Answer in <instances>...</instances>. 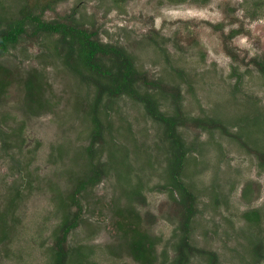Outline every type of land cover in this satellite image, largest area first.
I'll return each mask as SVG.
<instances>
[{
  "label": "rangeland",
  "instance_id": "rangeland-1",
  "mask_svg": "<svg viewBox=\"0 0 264 264\" xmlns=\"http://www.w3.org/2000/svg\"><path fill=\"white\" fill-rule=\"evenodd\" d=\"M25 3L0 0V14L14 18ZM71 15L98 30L102 42L126 48L138 69L165 89L178 87L187 115L228 127L181 130L193 148L184 170L197 200L190 242L216 253L218 264H264L253 252L257 243L264 248V163L257 155L264 125L253 123L264 118V75L255 64L264 61V0H65L45 18ZM54 39L26 36L0 55L13 75L0 99V225L7 223L0 264L50 263L55 228L67 211L61 201L77 212L70 196L78 176L93 169L90 160L107 172L81 197L85 210L67 242L72 263L81 254L89 264H141L118 222L133 203L130 189L142 187V201L134 202L143 232L158 242L154 264H174L183 210L164 188L162 127L139 103L121 99L101 110L107 131L90 159L95 89L55 54ZM31 72L38 92L30 103L23 86ZM252 209L263 212L261 224L243 218ZM208 263L196 255L190 264Z\"/></svg>",
  "mask_w": 264,
  "mask_h": 264
},
{
  "label": "trees",
  "instance_id": "trees-1",
  "mask_svg": "<svg viewBox=\"0 0 264 264\" xmlns=\"http://www.w3.org/2000/svg\"><path fill=\"white\" fill-rule=\"evenodd\" d=\"M32 1L34 0H26L14 18L6 19L4 13L0 14V55L8 53L26 36L35 38L38 42L43 38L48 40L50 37H55V54L60 58L63 57L65 66L70 68L75 76L79 77L87 86H93L95 89V100L91 109L93 132L91 143L87 147L90 159L95 158V147L105 139L107 131L101 118V110L114 109L119 100L124 98L139 103L143 107L145 115L163 129L162 134L168 143V149L165 150L168 163V184L164 188L172 198L180 199V209L183 210L179 226L182 236L177 247V260L174 264H190L196 255H205L208 258V264H218L216 253L200 251L190 242L191 225L197 214V200L189 184L184 181V170L187 156L193 148L186 143L181 130L190 126L204 130L218 127L223 128L226 132L228 127L220 125L219 120L201 119L187 115L183 110V96L178 87L173 86L165 89L161 81L148 77L146 73L138 69L126 48L102 42L99 32L95 28L85 27V25L74 21L73 15L65 17V21L45 18L47 12L55 11L56 7L65 0H35V3ZM234 36L235 33L230 37L234 38ZM229 51L231 53V50ZM255 64L259 72L264 75V61H255ZM12 78V72L0 65V99L9 94ZM36 79L37 74L31 72L23 86L26 98L30 103L37 96L38 82L35 81ZM164 95L167 98H163ZM162 98L168 103L163 102ZM260 119L261 117L256 116L253 120L254 125L262 127L264 118L261 121ZM257 155L264 163V149H258ZM124 160L127 161V159ZM90 161L94 165L93 169L89 174L78 176L70 196V201H73L77 212L71 213L70 203L64 202L65 200L61 201V205L67 211L55 228L49 264H73L70 256L72 249L69 248L67 242L72 230L78 226V218L85 210L81 197L83 193H89L90 190L100 185L107 172L102 170L99 164H93L92 160ZM127 167L129 171L132 170L130 165ZM121 176H123L122 179H127L129 174H120L119 177ZM130 190V202H132L131 198L142 201L141 198L144 197L141 192L142 187ZM134 200L122 212L123 220L118 222V227L133 258L141 264H154L158 242L155 237L143 232L141 213L138 212ZM262 214L261 210L252 209L245 213L243 218L248 224L256 226L261 224ZM6 226L7 223L4 219L0 225L1 240H3L2 235L6 234ZM258 244L253 246V252L256 257L264 259V248L260 249ZM75 264H89L88 256L80 254Z\"/></svg>",
  "mask_w": 264,
  "mask_h": 264
}]
</instances>
